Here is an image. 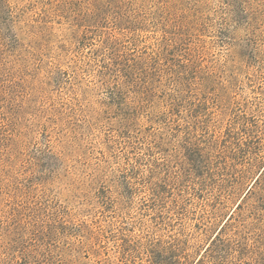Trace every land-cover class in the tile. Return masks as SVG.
<instances>
[{
  "label": "rangeland",
  "instance_id": "374dc122",
  "mask_svg": "<svg viewBox=\"0 0 264 264\" xmlns=\"http://www.w3.org/2000/svg\"><path fill=\"white\" fill-rule=\"evenodd\" d=\"M263 170L264 0H0V264H264Z\"/></svg>",
  "mask_w": 264,
  "mask_h": 264
},
{
  "label": "trees",
  "instance_id": "16d2710c",
  "mask_svg": "<svg viewBox=\"0 0 264 264\" xmlns=\"http://www.w3.org/2000/svg\"><path fill=\"white\" fill-rule=\"evenodd\" d=\"M262 176H264V170L259 174V176L255 179L253 185L251 186V188L247 191L246 196L250 193V191L252 190V188L254 186H258V184L260 183V180L262 179ZM241 209V203H239L235 210L231 213V215L228 217L227 220H232L233 219V215L238 212ZM220 239L218 237V235L215 236L212 245L215 244V242H218ZM170 247V246H169ZM169 247L167 249H169ZM211 252H214V250L210 249V247H208L205 251H204V255H202L194 264H203L206 256L208 254H210Z\"/></svg>",
  "mask_w": 264,
  "mask_h": 264
}]
</instances>
